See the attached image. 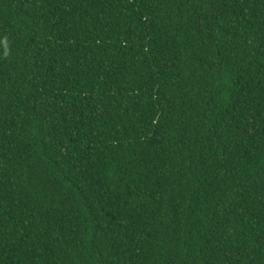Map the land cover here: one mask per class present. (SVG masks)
I'll list each match as a JSON object with an SVG mask.
<instances>
[{
  "label": "trees",
  "instance_id": "trees-1",
  "mask_svg": "<svg viewBox=\"0 0 264 264\" xmlns=\"http://www.w3.org/2000/svg\"><path fill=\"white\" fill-rule=\"evenodd\" d=\"M0 264H264V0H0Z\"/></svg>",
  "mask_w": 264,
  "mask_h": 264
}]
</instances>
